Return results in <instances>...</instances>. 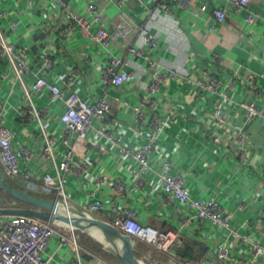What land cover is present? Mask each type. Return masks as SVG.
I'll return each mask as SVG.
<instances>
[{
  "label": "crops",
  "instance_id": "obj_1",
  "mask_svg": "<svg viewBox=\"0 0 264 264\" xmlns=\"http://www.w3.org/2000/svg\"><path fill=\"white\" fill-rule=\"evenodd\" d=\"M160 1L152 3L157 13L156 17L154 13L155 21L149 20L150 13L138 0H125L123 8L135 27L130 42L141 41L140 24L153 25L151 30L160 35V44L152 52L153 56L175 62L190 77V81L170 79L162 87L159 110L162 115L172 116V121L151 153L148 183L139 187L134 174L137 161L122 157L118 147L92 130L84 144L85 151L78 154L89 159L91 169L82 181L68 175L66 192L71 201L78 204L98 198L109 201L115 194V180L124 179L128 196L122 204L137 209L143 224L161 231L180 230V245L176 250L182 259L205 260L207 264H252L247 241L264 246V122L256 119L246 124L247 110L241 103L254 101L264 112V0H252L249 5L258 17L253 25L245 22V13L237 12L226 0H201L187 11ZM202 3L207 4L206 10L201 9ZM91 4L102 9V25L111 30L120 18V8L114 3L108 4V0L70 2L73 10L93 20L94 15L88 11ZM166 5L172 15L165 11ZM215 8H224L227 18L213 27ZM66 18L59 12L55 0H0V24L6 37L17 46L28 43L31 47L28 60L31 72L26 75L27 82L31 84L35 80L34 74L40 71L46 57L52 58L53 65L45 70V77L66 88L67 93L78 92L89 102L101 97L111 101L115 107L111 128L120 133L128 145L140 147L147 142L149 132L137 128L134 107L147 92L133 79L116 89L104 85L102 72L108 63L107 50L78 31L69 38H62L57 27ZM15 21L16 29L11 26ZM95 25L94 31L100 26ZM112 50L124 56L126 41H116ZM216 54L220 58H215ZM139 63L141 79L146 81L148 76L144 74L142 62ZM203 67L223 81L221 91H225L229 99L223 108L228 121L225 125H220L214 116L216 104L222 97L214 96L200 84ZM249 73L258 76L257 93L244 82ZM75 74V83L66 87L67 77ZM229 80H232L231 85H228ZM22 96L23 90L13 75L11 62L0 58L2 122L13 131L16 148L26 145L40 154L45 144L38 123L29 120L24 123L19 116ZM34 99L39 108L46 110L47 132L61 141L65 131L60 117L65 103L53 101L46 91L36 94ZM236 125L244 126L241 137ZM217 138L220 141H216ZM67 150L61 143L56 146L60 160L65 158ZM167 161L176 171L187 175V186L194 198L214 197L220 202L224 211L232 215L234 232L219 229L209 221L199 223L195 218L183 227V221L194 217L195 211L182 203L163 201L160 173ZM22 165H25L23 160ZM29 166L34 176L29 183L30 192L45 197L43 177L45 173L54 175L55 172L39 157ZM101 176H107L109 181L96 191L95 181ZM105 215L113 217L109 212ZM82 232L88 233L92 241L90 247L98 245L102 249L100 253H110L111 246L101 243L99 236ZM132 240L139 259L147 264H169L167 255L147 243ZM220 242L227 243L231 249L232 259L224 263L217 260L215 253ZM45 256L51 258V264H66L72 259V252L59 248L58 241L53 240ZM260 264H264V259Z\"/></svg>",
  "mask_w": 264,
  "mask_h": 264
},
{
  "label": "built area",
  "instance_id": "obj_2",
  "mask_svg": "<svg viewBox=\"0 0 264 264\" xmlns=\"http://www.w3.org/2000/svg\"><path fill=\"white\" fill-rule=\"evenodd\" d=\"M150 13V21L154 20L157 13L154 5L160 0H138ZM170 7H177L187 11L194 2L201 0H165ZM240 13L244 14L245 22L253 25L258 20L250 10L252 0H226ZM71 0H55L56 6L66 21L61 20L57 27L62 38H69L78 31L85 38L100 43L108 53V63L102 72V82L109 88L116 89L133 79L138 87L147 92L139 104L134 107L136 126L140 130L149 132L147 142L140 147L128 145L120 133L111 128V117L114 114V104L101 97L89 102L78 92L67 93L66 88L54 84L45 77V70L52 67L53 60L46 57L40 71L34 74L35 80L29 84L26 80L30 73L28 60L31 47L28 43L17 46L8 40L0 24V58H7L11 62L14 77L23 90V96L19 107L20 118L38 123L44 139L43 151L36 153L30 146L16 148L13 131L2 122L0 115V166L9 182L21 189L30 192V181L34 178L30 169V162L39 157L46 167L52 168L54 175L45 173L42 184L45 198L58 199L61 205L69 206L70 211L78 210L83 216L101 219L112 224L123 234L129 235L137 242L147 243L151 248L158 250L169 257V264H207L205 260H184L178 254L176 247L180 245V230H157L143 224L139 218L137 209L122 204V200L128 196V188L124 179L117 178L114 182L115 194L109 201L103 199L88 200L83 203H74L66 192V177L75 176L82 181L91 169L88 158L79 157V153L85 151L84 144L90 131L94 130L97 136L106 138L111 144L119 148L122 157H129L137 161L138 166L134 170L136 183L139 187H145L148 183V172L151 169V153L157 141L163 136L172 116L162 115L159 110V95L162 87L170 79L185 78L190 81L187 71H183L175 62H167L162 58H155L152 54L160 44V35L151 30L153 25L143 23L138 26L141 41L130 42L129 38L134 32V25L123 11L125 0H108L120 8L119 20L112 29L102 25L103 12L96 4H91L88 11L94 15L89 20L84 15L76 12L70 6ZM152 3L154 5H152ZM202 10L207 9V4L202 3ZM169 6H164L167 13L172 15ZM154 8V9H153ZM5 13H3V16ZM213 27L225 22L227 13L224 8H215ZM148 18V17H147ZM153 22V21H152ZM95 24H99L97 30H93ZM12 28L18 27L17 22L11 23ZM126 41L127 53L124 56L116 55L112 47L116 41ZM215 58H220L218 54ZM144 66V74L148 76L146 81L141 79L140 71ZM200 84L206 87L214 96H221L216 104L214 116L220 125L228 123L224 114V105L229 101L225 91H221L222 80L217 78L206 67H203ZM74 76L67 77L66 87L70 88L74 83ZM192 81V80H191ZM244 82L250 89L257 93L258 76L249 73ZM232 84L229 80L228 85ZM46 91L53 101L60 100L65 103V110L60 117L64 126V137L58 141L51 136L46 129L44 118L45 108H39L35 103V95ZM247 110L246 124L256 119L264 122V112L254 101L242 102ZM28 117V118H27ZM242 127V128H241ZM243 125H236L235 129L239 137L243 133ZM220 141V139H216ZM61 143L67 147V153L63 160L57 156L56 146ZM22 160L25 165H22ZM162 179L163 201L178 202L189 206L195 211L194 217H186L183 227L194 218L199 223L209 221L217 225L219 229L234 232L232 215L224 211L220 202L214 198L196 199L191 195L187 186V175L176 171L171 162H165L160 173ZM109 178L101 176L95 181L96 191L108 184ZM31 193V192H30ZM111 213L108 218L105 213ZM69 214V213H68ZM53 240L58 241L59 248L69 249L72 259L66 264H119L109 258L98 254L81 242L78 230L72 225L67 226L59 222H49L30 216L0 214V264H51V258L46 257V251ZM246 240V238L244 239ZM250 246L252 264H260L264 259V246L258 242L247 241ZM230 247L227 243H218L216 258L224 263L232 259Z\"/></svg>",
  "mask_w": 264,
  "mask_h": 264
},
{
  "label": "water",
  "instance_id": "obj_3",
  "mask_svg": "<svg viewBox=\"0 0 264 264\" xmlns=\"http://www.w3.org/2000/svg\"><path fill=\"white\" fill-rule=\"evenodd\" d=\"M0 189L15 200L25 203L24 206L16 203L0 204V214L21 215L38 218L49 222H65L80 231L90 233L98 232L101 243L111 246L109 252L117 259L119 264H147L138 258L132 237L123 234L112 224L97 218H89L71 211L72 215L60 210V201L36 196L29 191L12 186L0 166ZM98 236V235H97ZM117 243V244H116ZM113 250V251H112Z\"/></svg>",
  "mask_w": 264,
  "mask_h": 264
},
{
  "label": "rangeland",
  "instance_id": "obj_4",
  "mask_svg": "<svg viewBox=\"0 0 264 264\" xmlns=\"http://www.w3.org/2000/svg\"><path fill=\"white\" fill-rule=\"evenodd\" d=\"M46 198H48V197H46ZM71 200V199H70ZM7 202V203H16V205H25V203H22V202H19V201H17V200H13L12 198H10L9 196H7V193L5 192V191H3L2 189H0V204H2V203H4V202ZM73 202V201H72ZM75 204H76V202H74ZM74 211L75 212H78L79 214H81L78 210H75L74 209ZM59 223H61V224H64V225H67L68 226V224L67 223H65V222H59ZM79 231V230H78ZM79 234H80V238H81V242L83 243V245L85 244V245H88L89 247H90V245L92 244V241L90 240V237L88 236V233H87V235L84 233V232H82V231H80L79 232ZM99 240H103V239H101V238H99ZM90 249H91V247H90ZM100 251V249L98 248V250H97V252H99ZM113 251V250H112ZM100 253V252H99ZM103 256V255H102Z\"/></svg>",
  "mask_w": 264,
  "mask_h": 264
},
{
  "label": "trees",
  "instance_id": "obj_5",
  "mask_svg": "<svg viewBox=\"0 0 264 264\" xmlns=\"http://www.w3.org/2000/svg\"><path fill=\"white\" fill-rule=\"evenodd\" d=\"M9 183H10L12 186H14V187L19 188L18 186L13 185L11 182H9ZM32 194H33V193H32ZM34 195H35V194H34ZM7 196H9L10 198H12V199L14 200V198L11 197L10 195L7 194ZM37 196H38V195H37ZM3 202H4V201H3ZM4 203H7V202H4ZM20 206H21V205H20ZM84 246H86L87 248L90 249V247H89L88 245H85V244H84ZM98 248L100 249V251L102 250L98 245H96V246L94 245L93 247H91L90 250H92V251H94V252H96V253H98V254H101V255H103V256L109 258L110 260H112V261L118 263L117 259H116L111 253H108V252H105V251H103V252H104L103 254H102V253H99L100 251L97 252Z\"/></svg>",
  "mask_w": 264,
  "mask_h": 264
},
{
  "label": "bare ground",
  "instance_id": "obj_6",
  "mask_svg": "<svg viewBox=\"0 0 264 264\" xmlns=\"http://www.w3.org/2000/svg\"><path fill=\"white\" fill-rule=\"evenodd\" d=\"M69 206H66V205H60V210L64 213H69L70 215H72L70 209L68 208ZM74 216V215H72ZM68 226L70 227V224H68ZM95 235H98L99 236V233L98 232H94ZM100 237V236H99ZM102 239V238H101ZM117 244V243H116ZM107 245H110V244H107Z\"/></svg>",
  "mask_w": 264,
  "mask_h": 264
}]
</instances>
